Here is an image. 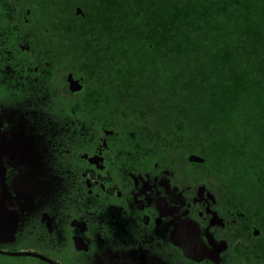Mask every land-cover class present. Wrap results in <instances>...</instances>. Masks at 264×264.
Wrapping results in <instances>:
<instances>
[{"label": "flooded vegetation", "instance_id": "flooded-vegetation-1", "mask_svg": "<svg viewBox=\"0 0 264 264\" xmlns=\"http://www.w3.org/2000/svg\"><path fill=\"white\" fill-rule=\"evenodd\" d=\"M7 8L15 14L8 28L27 33L9 41L0 35V85L21 93L22 104L44 96L45 103L51 97L63 107L51 115L48 135L39 133L35 121L38 129L27 133L43 139L49 186L35 187L33 175L14 189L17 171L7 160L0 264H264V187L257 192L262 198L232 194L228 189L239 182L201 181L193 170L185 173L197 163L189 160L196 154L176 165L168 159L170 107L156 96L165 87L148 72H130L134 66H124V54L100 56L88 65L97 68L87 69L92 55L84 49V0H0V10ZM32 25L39 32L44 27L49 38L38 43ZM51 51L58 57L52 60ZM18 54L27 58L14 62ZM52 62L60 66L51 70ZM49 70L57 77L53 88L39 79ZM132 73L143 76L127 86L125 76ZM69 75L81 86L78 91L70 90ZM104 91L106 110L92 103L93 114L86 97ZM27 122L2 117L0 132L8 139L12 126L25 132L18 127ZM180 236L203 256H185L177 245Z\"/></svg>", "mask_w": 264, "mask_h": 264}, {"label": "trees", "instance_id": "trees-1", "mask_svg": "<svg viewBox=\"0 0 264 264\" xmlns=\"http://www.w3.org/2000/svg\"><path fill=\"white\" fill-rule=\"evenodd\" d=\"M13 14L10 8L0 10V35H5L1 33L2 19ZM84 15L82 32L84 37L92 39L84 42L86 54L92 55V62L85 61L87 69H96L88 65H96L102 59L100 56L124 54L129 59L121 58L124 66L125 63L134 66L130 72L161 70L166 80L165 89L156 96L167 99L168 117L179 109L180 102L192 106L197 113L200 135L196 124L194 131L199 139L210 134L212 129H220L221 121L231 115V110L248 109L249 113L254 109L260 121L249 127L259 130L248 131L247 127L242 134L236 135L228 130L220 143L226 141L227 156L231 159L232 154L238 175L244 176L242 170H245V178H250V171L251 177L257 176L259 183L264 182V174H259L260 170L252 171L249 161V153L254 155L253 148L259 142L253 140L264 142V0H84ZM57 23H62V19ZM42 31L45 32L44 27ZM46 34L49 38L50 34ZM162 53L161 57L153 58L154 54ZM158 61L162 66L156 65ZM197 69L199 72L194 73ZM139 75L143 76L127 74L124 84L138 85ZM151 79L156 78L152 76ZM182 79L194 82V86H180ZM90 93V111L92 103L105 111L109 101L107 92ZM203 94L210 95L205 101L207 107L200 100ZM253 95L256 99L247 103L254 105L244 108L243 102ZM173 117L178 118L177 115ZM170 124V121L166 124L168 129ZM241 138L251 142V146L233 149L231 153V144ZM228 168L229 164H225L224 169Z\"/></svg>", "mask_w": 264, "mask_h": 264}, {"label": "rangeland", "instance_id": "rangeland-1", "mask_svg": "<svg viewBox=\"0 0 264 264\" xmlns=\"http://www.w3.org/2000/svg\"><path fill=\"white\" fill-rule=\"evenodd\" d=\"M137 9L134 7V11L135 12ZM85 16V15H84ZM12 17H14L13 19L15 20V14H13V16L11 17H5L2 19L3 21V29L1 30V33H5V37L9 40L14 39L13 37L17 38L18 35H22V34H26L27 31L26 29L23 30H19L17 31L16 29H10L8 28L9 25H11L12 21ZM58 21V18L56 19V22ZM6 25V26H5ZM34 28H32V30H35L36 34V38L38 43L42 42L46 37L47 34L46 32L42 31L41 27V32H39V30L37 29V27L35 25ZM14 33V34H13ZM83 33V32H82ZM28 38V37H26ZM90 37H84V42H88L89 43ZM45 52H41L42 55H44ZM14 54L16 55V53L14 52ZM13 56V61L15 62L17 59V62H22L27 58V55L25 54H18L17 56ZM162 55H164V53L158 55V54H154L153 58L157 59L158 57H161ZM49 56L51 57V59H55L56 57H58V55L56 53H54L52 55V51L50 52ZM156 65H161V62L158 61L156 63ZM60 66V63L56 64L54 62L50 63V69L54 70L56 68H58ZM48 74H50L49 76L47 75H40L39 79L42 82L41 85H45V88H49V87H55V81L57 80L56 74L53 71H47ZM148 72V74H152V76H154L156 79L157 84L160 87H164L165 86V82L166 80L163 79V73L161 70L157 69L156 72H150V71H146ZM199 72V69H197L196 71H194V73ZM198 77L197 75H194V81L195 79ZM197 83L199 84L200 81H197ZM188 85H192L194 86V82H190L187 83V81H185L184 79H182L180 86L182 87H187ZM54 90H58V88H54ZM48 93L51 94V89L48 90ZM181 95H183L182 93H180ZM209 94H203L200 96V100L203 101L207 107L206 104V100L209 99ZM23 95L21 93H15L13 92V89H7L4 88L2 85H0V106H2L3 109H7L8 108V104H11L12 106L16 105L20 108V106L22 105L23 102ZM51 98V97H50ZM50 98L47 99V102L44 103L43 105L39 106L37 108V113H41V109L48 112L50 118L53 117L51 116L53 113L58 112L63 106L59 105V106H55V99L52 98L50 100ZM87 99L91 98L92 99V95L91 93H88V96L86 97ZM256 99V96L253 95L252 97H249L248 99H246L243 102V107H251L254 104L253 103H247V102H252L253 100ZM197 100V104L200 103L199 101V97L196 99ZM24 101H26V99H24ZM89 101V100H88ZM8 102V103H7ZM214 106V105H213ZM213 106H212V110H213ZM34 110V108L32 109ZM244 116H242V111H236L234 112V110H231V115L229 117H225V121H221V123L223 124V126L218 129V130H213L211 131L210 134L204 136V138L199 139L198 137H196L195 135V124H196V128H197V134L200 135V131H199V124L197 119L195 118V115L197 116L196 111L194 110V108L192 106L189 105H185L182 104L180 102V107L177 111H174V114H172V117H169L170 119L173 118L170 124V128H173V133L171 135H169V138L167 140V144L169 145L167 147V150L169 151V155H168V159H174V163L175 165L178 164V162L183 161L184 160V156L188 155L189 153L191 154H196V156L202 158V162H197L194 165H190V167L186 168L185 173H187L189 170H193L194 173L197 174V177L201 180V181H206V180H210L213 178H220L221 180H232V181H236L239 182L236 186L231 187L228 189L229 193H237L239 191H245L246 193L249 192L252 196V198H262V195L260 193L257 194V192H259L263 187L264 184H260L258 182V178L256 177H251L250 171H249V177L250 178H245L246 177V172L245 170H242V173L244 174V176H241L240 174L238 175L235 169V166L233 164L232 161V154H230L231 159H229L228 156V162L227 163H222V159L219 157L218 155V151L223 149L225 147L226 141H223L220 143L221 140L225 139L226 135H228V130L233 131V134H242V132L248 127V131H256L259 130L258 127L255 128H251L249 126H253L255 124V122L260 121L259 118H257V113L254 109H251L249 111V113L247 112L248 109H245ZM246 113H248V116L246 117ZM94 114V112H93ZM174 115H177L178 118L173 117ZM240 116V117H239ZM56 117L58 118V116L56 115ZM183 118V119H180ZM193 118V119H191ZM52 119V118H51ZM92 119V118H90ZM178 119V120H176ZM185 119V120H184ZM245 119V121H243ZM58 121H60L58 119ZM244 122L243 124H240ZM240 124V125H239ZM227 125V127L225 128L224 126ZM230 126V127H229ZM223 128V129H222ZM228 128V129H227ZM118 129V128H117ZM194 134V137L190 138L192 135ZM211 134L213 136H211ZM196 139H198V141H196ZM259 140V142L257 143V146L253 148L254 150V155L256 157V163L260 165V173L259 174H264V142L263 140L260 139H254L253 141ZM231 141V140H229ZM220 143V144H219ZM251 146V142H247L246 139L241 138L239 141L234 142V144H231V153L234 150H238V149H243V148H247V146ZM177 146V147H176ZM163 153L164 150L163 148H159ZM225 164H229V168L228 169H224ZM239 163H236L235 165H238ZM180 165V164H179ZM178 166V165H177ZM220 167L222 169L223 172L218 174V169L217 167ZM180 167H182V165H180ZM183 168V167H182Z\"/></svg>", "mask_w": 264, "mask_h": 264}, {"label": "water", "instance_id": "water-1", "mask_svg": "<svg viewBox=\"0 0 264 264\" xmlns=\"http://www.w3.org/2000/svg\"><path fill=\"white\" fill-rule=\"evenodd\" d=\"M68 84L71 91H78L80 89V85L78 81L73 80L71 75L67 78ZM46 97L41 96L37 98V103L33 104L32 100L30 101L31 105L25 106L26 101L20 106V108L16 105L8 106L7 109L0 110V124L1 118L8 117V119H26L28 122L23 126H19L18 128H26L25 132L22 130H17V125L12 126V132L10 133L8 139L4 137V134L0 132V225L2 224L3 216H4V205L1 199L2 191H6L4 186L5 182V166L7 164V160H9V166H13L17 171L15 176L11 178V182H13V188H19V183L22 186H25L28 181H32L31 176L36 175L37 180L35 182V187H45L49 186L50 178L48 177L51 172L48 168V161L44 160L43 153L41 151L43 149V139L39 140L30 134L33 133L36 129L39 128V133L49 134L52 131V119L50 118L48 112L41 109V113H37L38 105L41 106L45 103ZM25 106V107H23ZM29 107V108H28ZM34 108V110H32ZM16 117V118H15ZM35 121V124L38 125V128H34L32 122ZM58 122L56 124L58 130L61 131L62 126H59ZM58 131V132H60ZM30 133L27 134L24 138L19 137V133ZM112 131H106V133H111ZM52 133V132H51ZM3 137H2V136ZM190 161L202 162V158L198 156H190ZM45 164L46 166H42ZM39 172L37 173L36 171ZM18 171H20L18 173ZM18 173V174H17ZM25 182V183H24ZM13 189V190H14ZM42 189V188H41ZM6 213V212H5ZM10 212V217H11ZM7 214V213H6ZM186 225L185 227H187ZM197 237V235H196ZM178 243L184 252V255L190 258L195 255L198 259L203 256V253L194 250L193 245L188 244L186 236L177 237ZM196 246L200 245V241L195 238ZM200 242V243H199Z\"/></svg>", "mask_w": 264, "mask_h": 264}, {"label": "bare ground", "instance_id": "bare-ground-1", "mask_svg": "<svg viewBox=\"0 0 264 264\" xmlns=\"http://www.w3.org/2000/svg\"><path fill=\"white\" fill-rule=\"evenodd\" d=\"M236 135V134H235ZM223 140H225V139H223ZM220 144V143H219ZM227 152H228V150H227V148H226V146L223 148V149H221V150H219L218 151V155H219V157L222 159V160H224L225 162L227 161ZM250 154V164H251V166L250 167H252L251 168V170L252 171H259V169H260V165L259 164H257L255 161H256V157H255V155H253V154H251V153H249ZM196 231L198 232V230H197V227H196ZM198 235V234H197Z\"/></svg>", "mask_w": 264, "mask_h": 264}]
</instances>
